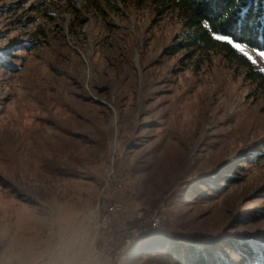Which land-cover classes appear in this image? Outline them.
<instances>
[{
    "label": "rangeland",
    "instance_id": "374dc122",
    "mask_svg": "<svg viewBox=\"0 0 264 264\" xmlns=\"http://www.w3.org/2000/svg\"><path fill=\"white\" fill-rule=\"evenodd\" d=\"M188 34L136 0H0V264H174L131 257L155 217L264 241V87Z\"/></svg>",
    "mask_w": 264,
    "mask_h": 264
},
{
    "label": "trees",
    "instance_id": "16d2710c",
    "mask_svg": "<svg viewBox=\"0 0 264 264\" xmlns=\"http://www.w3.org/2000/svg\"><path fill=\"white\" fill-rule=\"evenodd\" d=\"M121 1L124 3V0ZM136 1L140 5H153L160 13L173 12L183 28L189 32L186 39L187 48H191L192 52H219L242 68L249 81L264 87V74L256 71L246 57L227 44V40L232 39L234 43L250 50L264 52V0ZM217 35L223 36L224 40H215ZM260 157L259 153H250L242 162L256 161ZM206 176L200 180L210 193L222 189L215 185L218 181L234 185L241 180L236 175L224 172ZM194 196L207 198L200 191H196ZM260 215L264 216V211L259 213ZM244 217L245 215L240 218L242 224L251 223L257 218L256 215ZM181 242V237L169 234L161 227L148 225L147 230L133 243L130 254L135 259L147 258L148 263H156L165 256L172 259L174 264H264V241L257 237L236 234L202 248ZM220 246L227 247L231 254L222 250Z\"/></svg>",
    "mask_w": 264,
    "mask_h": 264
},
{
    "label": "snow or ice",
    "instance_id": "6c2138e0",
    "mask_svg": "<svg viewBox=\"0 0 264 264\" xmlns=\"http://www.w3.org/2000/svg\"><path fill=\"white\" fill-rule=\"evenodd\" d=\"M205 26H207V22H205ZM215 40H217V41H221V40H224V37L221 36V35H217V36H215ZM227 44H228V45H231V47H232L233 49H235L236 51H238V52H243L244 55H245V57H247V58H248L253 64L256 63V61L252 60V58H251L250 56H248V53L245 52L244 48L241 47L238 43H234V42L232 41V39H228V40H227ZM258 55L261 57V59H264V52H260V53H258ZM260 71H261L262 73H264V67H261V68H260Z\"/></svg>",
    "mask_w": 264,
    "mask_h": 264
},
{
    "label": "built area",
    "instance_id": "2783aa9c",
    "mask_svg": "<svg viewBox=\"0 0 264 264\" xmlns=\"http://www.w3.org/2000/svg\"><path fill=\"white\" fill-rule=\"evenodd\" d=\"M114 207L111 208V210H113ZM144 222H148L150 223L153 227L157 226L159 223V220L155 217V218H149V219H143Z\"/></svg>",
    "mask_w": 264,
    "mask_h": 264
}]
</instances>
